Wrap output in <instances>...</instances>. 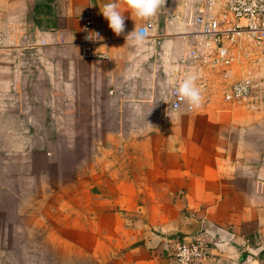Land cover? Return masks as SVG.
Wrapping results in <instances>:
<instances>
[{"label": "crops", "instance_id": "obj_1", "mask_svg": "<svg viewBox=\"0 0 264 264\" xmlns=\"http://www.w3.org/2000/svg\"><path fill=\"white\" fill-rule=\"evenodd\" d=\"M107 2L0 0L2 61L28 59L48 65L33 71L0 69L16 77L33 72L46 82L0 83L1 152L26 153L17 142L22 141V118L25 108L35 107L34 100L42 98L38 94L26 100L24 93L32 89L53 93L48 108L56 111L49 113L48 122L112 124L117 154L129 157L116 170V178L96 182L100 190L95 197L67 196L68 210L48 216L18 209L8 214L6 223L1 218V235L19 236L25 225L26 234L33 235L44 225L49 237H58L80 264L90 258L95 264H168L180 242L198 237L212 248L200 264H264V87H257L246 106L204 98L198 108L186 103L172 110L173 89L189 76L205 89L208 71L190 59L198 47L196 37L188 34L193 28L188 27L182 0H165L150 20L135 23L126 12L120 36L100 12ZM120 3L126 8V0ZM88 11L106 31L109 44L103 49L109 61L81 56L78 42ZM148 25H153L148 37L126 43L135 28ZM25 43L37 51H8ZM91 62H96L94 71L78 69ZM58 92L63 99H57ZM74 92L88 96L77 100ZM90 107L96 109L92 119ZM32 115H25L30 123ZM9 139L15 149L8 147ZM6 173L8 168L0 178L8 180ZM5 190L0 184V192Z\"/></svg>", "mask_w": 264, "mask_h": 264}, {"label": "rangeland", "instance_id": "obj_2", "mask_svg": "<svg viewBox=\"0 0 264 264\" xmlns=\"http://www.w3.org/2000/svg\"><path fill=\"white\" fill-rule=\"evenodd\" d=\"M16 47L28 52L37 51L30 43L12 45L8 51L15 52ZM1 50L0 54H2ZM231 51L234 54L231 67L219 69L200 67L208 70L206 71V88L201 90L203 99L211 100V102L224 99L227 89L234 83L245 79L249 72H252L257 86L264 87L262 50L252 43L243 42V45ZM2 59L4 58L0 55V69L14 70L20 67L33 71L35 68L48 66L45 63L37 65L28 59L18 61L15 58L8 61H2ZM93 64L96 62H91L86 66L79 65L78 69L94 71L96 67ZM1 73L0 83L3 81L11 84L18 80L26 85L46 83L43 80L40 81L37 75H31L33 72L19 77L11 74L12 72L7 75ZM38 94L42 98L34 100L35 107L25 108L19 129L22 132V141L17 142L20 146L23 145L26 153L5 156L0 149V173L4 168H8L6 174L9 178L8 180L4 177L0 178V184L6 185L8 189L0 192V264H80L79 259L70 258V251L66 250L62 243H58V237H49V230L46 226L42 225L33 235H27L25 225L21 235L7 237L1 235L3 224L1 218L4 217L6 223L8 214L18 209L25 213L40 212L46 216L52 213H65L70 207L67 203V196L95 197L100 190L95 186L96 182L116 178L119 175L116 170L128 163L129 157L117 154L115 150L117 142L113 139L112 124L90 122L82 126L80 123H50L48 122L49 113L56 111V109L48 108L53 93L48 95V92L39 93L29 89L24 93V98L26 100L37 99ZM82 94L83 92H74V99L80 100ZM83 95L88 96V93ZM93 96L94 93L89 90V99L94 98ZM57 99H63V93L58 92ZM77 109L79 110V107ZM95 110L90 107V119ZM29 111H32L33 123H30L28 116L25 117L26 112ZM14 126V124H9L12 129ZM87 126L88 133H85ZM82 133L83 140L81 141ZM84 135H87L88 139H84ZM8 143L10 149L14 148L11 146V139ZM13 151L16 152V150ZM82 263L85 264L84 260ZM88 264H95V261L90 258Z\"/></svg>", "mask_w": 264, "mask_h": 264}, {"label": "built area", "instance_id": "obj_3", "mask_svg": "<svg viewBox=\"0 0 264 264\" xmlns=\"http://www.w3.org/2000/svg\"><path fill=\"white\" fill-rule=\"evenodd\" d=\"M186 8L188 34L196 37L198 51L192 60L199 61L203 67L212 69L229 68L233 65L234 50L243 42L252 43L262 50L264 55V0H182ZM82 37L78 42L84 60L109 61V44L104 27L98 25L91 11L83 17ZM153 25L140 30L143 38L150 35ZM90 32H98L103 40H90ZM4 44V35L0 32V47ZM185 62V61H184ZM257 84L252 72L234 83L224 94V101L246 106L254 98ZM175 87L171 94L170 108L181 110L187 103ZM211 245L205 239L184 240L168 256V264H200L211 255Z\"/></svg>", "mask_w": 264, "mask_h": 264}, {"label": "clouds", "instance_id": "obj_4", "mask_svg": "<svg viewBox=\"0 0 264 264\" xmlns=\"http://www.w3.org/2000/svg\"><path fill=\"white\" fill-rule=\"evenodd\" d=\"M165 0H126V8H121L120 0H109L100 8L103 17L108 21L109 28L116 36L125 32V13H130L131 18L136 20H150L155 17L158 11L164 6ZM144 31L135 28V30L126 36V43L130 38L136 42L143 39ZM87 39L96 41L103 40L98 32H90ZM196 77H187L177 89L179 95L187 102L189 108H198L201 106L203 97L201 89L195 83ZM152 126V125H151ZM259 264V262H256Z\"/></svg>", "mask_w": 264, "mask_h": 264}]
</instances>
